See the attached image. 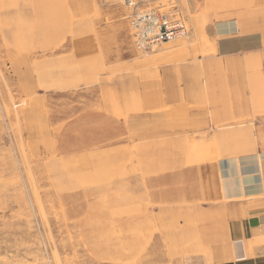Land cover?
Here are the masks:
<instances>
[{"label": "rangeland", "instance_id": "1", "mask_svg": "<svg viewBox=\"0 0 264 264\" xmlns=\"http://www.w3.org/2000/svg\"><path fill=\"white\" fill-rule=\"evenodd\" d=\"M69 1L71 8L61 7L60 0H0V264H211L216 244L209 246L203 228L196 227L193 201L154 200L158 186L143 179L264 150V84L252 78L253 58L245 63L263 51L218 56L210 30L214 21L233 18L264 36V0H131L138 8L177 10L187 34L116 63L106 57L99 32L108 49L117 47L114 28L127 23L131 7L125 0ZM210 63L213 89L194 99L189 95L177 108L164 105L159 67L192 65L198 81ZM176 74L180 82L183 74ZM252 85L260 90L258 103ZM242 93L246 114L238 118L232 106ZM212 101L211 116L223 111L222 121L208 115L189 120V108L203 109ZM94 111L134 115L136 184L130 193L121 181L99 175L97 181L92 169H79L76 155L64 158L86 142L78 136L79 118ZM201 126L206 130H189ZM122 223L127 228H117Z\"/></svg>", "mask_w": 264, "mask_h": 264}, {"label": "crops", "instance_id": "2", "mask_svg": "<svg viewBox=\"0 0 264 264\" xmlns=\"http://www.w3.org/2000/svg\"><path fill=\"white\" fill-rule=\"evenodd\" d=\"M60 1L63 3L61 7L71 8L69 0ZM72 7H78L76 1L74 5L72 3ZM239 15L242 17L243 14ZM122 23L116 29L114 28L115 38L118 41L117 47L113 50L107 48L99 32L101 47L107 58L114 56L112 60L114 63L129 61L136 56L137 50L133 43L129 22L127 20V23ZM122 28L125 29V33H122ZM210 30L217 40L215 53L218 56L235 58L242 57L246 53L263 51V55L251 54L245 60L246 63L248 59L253 58L254 64L248 67L252 78L262 88L264 84V40L262 38L264 36L262 33L256 29L248 31L245 28L242 29L240 22L233 18L214 21ZM197 59L202 60L201 57ZM205 60H202L203 63L208 65V60ZM210 67L211 63L205 66L207 78H199L198 81L193 80L192 65L189 67L167 64L159 67L158 75L164 93V105L177 108L183 103L185 105L187 99H194L197 94L204 96V90L206 91L207 88L213 89L217 81ZM238 67L240 74L241 65L239 64ZM254 72L257 77L253 74ZM176 73L183 74L180 82L177 81ZM240 76L241 74L238 80ZM252 87V99L258 103L255 97L260 90L257 86L252 85ZM241 97L234 101L232 106V115L234 117L237 115L238 118L246 114L244 93ZM213 109L215 110L213 101L203 109L189 108V120L199 121L201 117L206 120L208 115L214 121H222L224 112L217 111L214 116H211ZM142 116L138 115L140 118ZM91 119L93 124L82 125V120L90 122ZM79 121H81V127L78 136L85 138L86 142L83 141V145L80 142L76 150L67 151L64 158L69 156L68 158L71 159L73 155H76L77 167L84 170L92 169L93 172L90 174L95 180L98 181L95 176L99 175L109 178L115 184L121 181L127 186L126 192L134 191L136 179L131 175L136 168L132 148L135 136L134 115L115 118L103 112L94 111L81 115ZM138 121L143 124L145 120L138 119ZM206 128L201 126L189 130L203 132ZM146 132L151 134L156 131L151 132L148 129ZM163 132H165L163 129H158L156 134L160 135ZM66 136L69 137V141L75 137L72 132H68ZM92 139L93 144L89 142ZM69 162H71L70 167H74L72 161ZM143 180L149 186H158L154 190V200L164 202L184 198L193 201L189 209L191 215L194 213L195 217L199 216L196 227L203 228L204 240L209 246L214 242L216 244L211 264H264V244L256 246L253 242L254 236L264 234V150L197 162L192 165L176 166L172 170L149 173ZM173 182H182L183 186L174 188ZM117 228H127V225L122 223ZM221 243L224 244V250L219 247Z\"/></svg>", "mask_w": 264, "mask_h": 264}, {"label": "built area", "instance_id": "3", "mask_svg": "<svg viewBox=\"0 0 264 264\" xmlns=\"http://www.w3.org/2000/svg\"><path fill=\"white\" fill-rule=\"evenodd\" d=\"M125 5L131 7L126 18L137 51H148L154 46L172 42L187 34L177 10L169 11L165 5L138 8L137 3L131 0H125Z\"/></svg>", "mask_w": 264, "mask_h": 264}, {"label": "bare ground", "instance_id": "4", "mask_svg": "<svg viewBox=\"0 0 264 264\" xmlns=\"http://www.w3.org/2000/svg\"><path fill=\"white\" fill-rule=\"evenodd\" d=\"M181 42H182V41H181ZM156 48H158V46H157V47H156V46L152 47L149 51H141V52L148 53V52H150V51H152L153 49H156ZM159 48H160V47H159ZM162 48H165V47H162ZM166 50H167V49H166ZM145 53H144V54H145ZM157 69H158V68H157ZM253 242H254V244H255L256 246L264 244V234L254 236V237H253ZM252 245H253V244H252Z\"/></svg>", "mask_w": 264, "mask_h": 264}]
</instances>
